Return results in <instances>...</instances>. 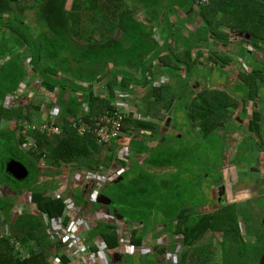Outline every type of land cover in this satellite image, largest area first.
<instances>
[{
	"label": "trees",
	"instance_id": "obj_1",
	"mask_svg": "<svg viewBox=\"0 0 264 264\" xmlns=\"http://www.w3.org/2000/svg\"><path fill=\"white\" fill-rule=\"evenodd\" d=\"M24 1L26 3H24ZM134 1V0H132ZM144 1L147 6L158 7L157 4L162 2H172V6L175 5L173 11L177 12V3L184 6L187 0H140ZM264 0H213L208 5H202L199 7L200 17L206 21V25L199 30H206L204 38L211 37L216 42L219 37L218 27L220 24L226 26L224 33L227 35L244 33L246 35H252L254 37L258 31L261 32V26L264 21V8L261 3ZM69 0H0V101H3L7 93H13L19 87L21 78L25 76L26 70L23 65V58L27 57L26 54H30L31 62L33 64L32 74L40 76L42 79V86L48 92L55 91L58 87L59 97L68 86L73 90L71 92L70 99L68 101L58 99L63 109L62 115L65 116L64 132L62 135H47L35 130H29L27 134H23L21 129L23 128L22 121L25 119L31 122L41 123V119H36L35 114L40 111V106L20 105L18 107H6L0 104V185H4L7 182V187L11 189H28L31 191V202L35 205L36 213L24 210L19 213L15 221L12 220L11 210L15 204L16 197L22 195V191L16 194L14 198L11 194L7 195V192H2L0 198V213L4 215V219L0 218V233H2L5 224L11 223L10 237L5 235L0 237V263L1 264H52V259L57 256L54 254V245L51 241L48 226L44 224L41 217L44 213L50 219V221L64 218L63 225L67 226L69 223V216L66 213V204L62 198H54L51 193H48L51 179L62 174L61 171H57L56 168L63 164L77 166L78 169L73 171L85 170V171H102L103 167H109L117 158L116 144L111 146L99 145L95 140L94 134L79 135L74 127L71 126V122L66 120V116H81L86 120H91L92 117L102 111L114 108L111 100L115 96V87L121 89L128 88L131 82H135L138 79L135 77L134 72L129 70H107L105 64L108 60H119L123 63L126 58L134 61L139 66L145 67V63L141 61H135L136 55L133 54L134 47L125 48L122 46V42H116L115 32L117 27L120 26L124 29L130 37L135 38L137 42V48L140 52L144 51V55L149 53L154 54V58L151 57V65L157 70L162 72L170 71L173 74L182 77V72H187L184 82L190 85L192 74V68H196L200 63L199 60L204 54L202 47H188L189 42L182 39L187 45L182 49H179L178 44L180 40L175 34L174 38L178 40H170L165 43L167 46H159L157 42L148 40L153 38V32L147 30V25L144 23H138L134 17V11L126 0H71V7L68 8ZM261 2V3H260ZM179 6V5H178ZM177 7V8H176ZM180 7V6H179ZM191 8L196 9L195 0L190 5ZM183 8V7H181ZM30 11L34 14V20L38 22L41 27L39 33L36 36L30 35L33 30L32 24L28 20V13ZM170 12L168 18L174 15ZM197 15L194 12V15ZM221 17L220 21L217 19ZM179 18V14H177ZM195 17V16H194ZM251 21V29H245L241 26L240 21ZM225 21V22H224ZM242 22V21H241ZM176 24H172L174 29ZM12 29L18 34L22 35V42L19 44L9 43L5 40V36L2 32L6 29ZM180 34V31L177 32ZM184 35V34H183ZM264 37V35H263ZM174 39L173 37H170ZM169 38V39H170ZM230 37L223 39L224 44H218L227 46L230 44ZM213 40V41H214ZM212 40L207 41L211 43ZM145 47H141V44ZM151 43H155L151 46ZM255 42H253L254 44ZM255 47L258 50L264 48L257 43ZM18 48L24 49L27 52L23 53ZM194 49H200L198 54L194 53ZM221 52V51H220ZM119 54V57H117ZM217 55L211 54L210 58L202 62V64L209 65L212 57ZM154 59H159L154 63ZM234 60V59H233ZM231 59H222V66H231ZM73 64V65H72ZM72 65V66H71ZM202 66V68L204 67ZM212 70V69H211ZM154 74V71H151ZM262 74V70L258 71ZM102 73V74H101ZM111 76L108 83V94H96L94 91L95 80L105 79L106 74ZM66 74L69 76L64 77ZM101 74V75H100ZM259 74V75H260ZM57 75H61L60 78H56ZM152 75V74H151ZM121 77V78H120ZM213 78V77H208ZM144 82L151 83L150 89H152V96L145 101V108L142 110L144 116H149V108L155 107L158 109L157 116L152 120L144 119H132L127 118L124 122V132L135 133L139 132L143 137V141H157L158 147H163L164 134L158 129V123L160 119H166L168 115L174 114V96L173 93L166 94L167 99H164L166 89H169L167 83H161L160 85L153 84V80L144 75L142 78ZM204 80V79H202ZM200 80V81H202ZM78 81V82H77ZM83 83H86L83 84ZM206 83L205 81L202 82ZM242 89V84H238ZM203 87V86H202ZM56 88V89H55ZM256 88V87H255ZM213 88L204 87L199 92L193 91L187 94H183L180 99V106H183L184 112H186L188 119L191 121H198L202 124V127L208 125L204 130L206 134L212 133L220 127V125L229 122L232 117V109L234 108V102L217 101L214 102L209 94ZM128 90V89H125ZM134 91L131 88L129 91ZM191 90V87H190ZM256 91V90H255ZM81 92V94H80ZM197 93V95L190 99L189 103L186 100L190 94ZM206 95H202L206 93ZM229 97V94H226ZM62 101L64 105H62ZM83 102L87 104V111L85 115L77 107ZM218 106V110H217ZM168 111V112H167ZM131 114V113H130ZM129 114V115H130ZM218 115V116H217ZM217 117L223 119V123L217 122ZM76 117L75 119H77ZM10 121H16L18 126L5 127ZM160 124V123H159ZM256 124V121L255 123ZM196 126L193 124V127ZM215 126L217 127L215 130ZM254 127V125H253ZM259 124H257V129ZM140 129L148 130L149 132L142 134ZM31 136L38 141L37 150L22 149V143L25 142L26 136ZM165 144V143H164ZM137 144L133 143L131 147V159L137 161L139 157H143L145 166L149 168L163 169L162 164L166 163L167 156L161 151L163 148L156 150L157 152H150L153 148L148 147L146 144L143 149L137 148ZM154 147V146H153ZM146 152H149L146 156ZM2 153V155H1ZM45 154L47 168L39 166L38 162L41 156ZM188 154L183 151L173 153L172 155L179 159V161H187ZM146 156V157H145ZM169 157V156H168ZM17 159L21 161L29 170L27 178L19 180L15 178L7 170V164L11 159ZM137 158V160H135ZM124 162V161H123ZM139 162V160H138ZM196 161H194L195 163ZM122 163V162H121ZM162 167V168H161ZM135 169L134 165H130L127 171L120 174V177L110 183L123 185L127 190L132 189L134 192H138L139 185L143 181L144 177L149 175H157L150 173L148 170L142 169L140 175L133 176L132 171ZM188 169H190L188 167ZM194 171L193 168L190 169ZM38 173H44L47 177H50L43 181L44 188H37V185L32 183L36 180ZM4 176V178H3ZM32 182V183H31ZM109 183V184H110ZM39 184V182L37 183ZM3 188V187H1ZM104 194L106 200L110 199L111 204L114 198L109 193V186ZM51 190V189H50ZM148 191L150 192V186L148 185ZM133 194V193H132ZM177 197L183 198V194L177 195ZM185 198V197H184ZM179 206V205H178ZM188 206V205H187ZM227 207H231L227 205ZM181 207L179 206V212L181 214ZM113 211V210H112ZM195 211V209H194ZM187 212V208L183 213ZM220 212V211H219ZM195 213V212H194ZM204 213V212H203ZM230 212L226 219H222L220 215L215 214L213 211L205 212L203 216H198L193 220L192 212L184 215L180 222L176 225L179 226L177 233L184 235L183 245L186 251L182 254V264H219L218 252L215 256H212L210 250H206L204 246L202 248L197 247L201 241L202 245L205 244L206 236H213V231L224 230L226 232H233L234 242L242 248V243L245 239L238 241L241 234L240 224L235 228L231 218ZM183 215V214H181ZM219 217H217V216ZM116 216H122L123 221H132L131 216L126 215L123 212L116 213ZM192 216L191 219L189 217ZM217 221H222L223 227H217ZM137 222V221H136ZM249 221L247 220V223ZM95 227L88 235V243L94 241L97 236H101L108 249L118 248L120 242L118 240L117 230L118 227L115 224L97 223ZM157 226V225H155ZM247 226V231L249 232ZM50 227V226H49ZM137 227L132 230L131 238L129 237L131 245L141 246L144 239L143 230ZM217 228V229H216ZM229 228V229H228ZM141 230V232H139ZM264 232V230H263ZM250 233V232H249ZM141 236V237H140ZM260 236V235H259ZM95 238V239H94ZM19 241L29 255L23 257L21 253L15 248L11 240ZM196 239L197 241H195ZM204 242V243H203ZM61 246L63 249H61ZM58 245L60 254L57 256L53 264H70L71 260L68 255L65 254L64 244ZM164 247V246H162ZM175 245L173 246V249ZM91 249L96 252L98 247L91 242ZM198 250L199 252H196ZM62 251V252H61ZM175 251V249H174ZM163 250L160 252L162 253ZM193 252V255L191 254ZM202 252V254H201ZM190 256L194 260H190Z\"/></svg>",
	"mask_w": 264,
	"mask_h": 264
},
{
	"label": "rangeland",
	"instance_id": "obj_2",
	"mask_svg": "<svg viewBox=\"0 0 264 264\" xmlns=\"http://www.w3.org/2000/svg\"><path fill=\"white\" fill-rule=\"evenodd\" d=\"M133 2L134 1L131 0L128 4L130 6H132V4L134 6L137 5L135 2L134 3ZM24 3L26 2L24 1ZM261 5H263V8H264V3H261ZM67 7L68 8L71 7V0H69ZM177 7L180 8L178 5ZM192 12L194 13L193 10ZM195 12L197 13V15L196 14L194 15L195 17L192 19V21H190L191 23L187 22L186 19L184 18V17L191 16V12L186 13V14L181 12L179 14L180 22L176 23L175 28L177 29V32L180 31L181 33H185L186 35H183L177 32L172 33V34H176L178 38L184 39L188 42L190 40L195 39L196 35L199 34L201 31H202L201 35H203L204 37L206 35V30H201L196 33H193L192 36L188 35V34H191L192 31L194 32L206 25V21L205 20L203 21L200 17V10L197 5H196ZM27 13L29 15L28 20L32 24L31 27L33 28V30L30 32V35L36 36L39 33L41 27L39 26L38 22L33 19L34 14L30 11H27ZM174 18L176 19V17ZM220 19L221 17L218 16L217 24H218V21H220ZM241 21H240V24L243 28L245 29L253 28L251 26L252 25L251 21H246V20H241ZM223 30H225V27H223L222 24H220L218 27V32L220 34L219 38L221 40L218 39V44H222V43L224 44L223 39H226L227 41L228 37H230L229 40H231L232 33L230 35H227L226 37V34L224 33ZM225 31H229V28L228 30H225ZM155 33L157 32L155 31ZM159 33H161V30L159 31ZM238 33H240V35L239 34L237 35L239 36V38L237 36L234 38L235 40H237L236 42L238 41L248 42V39L251 38L253 42L257 43L258 45L264 48V37H263L264 21L261 26V32L258 31V33L254 35V37L250 34L246 35L241 32H238ZM2 35L5 36V40L9 43L19 44L22 42V35L18 34L16 31H13L11 28L4 30V32H2ZM158 39H159L158 34H156V40ZM207 39L208 38H205V40ZM166 40H168V38L164 37V41ZM209 40H212V38L209 37ZM216 43L217 42L215 40L214 41L212 40L211 46L210 47L205 46L203 50L207 52V54L205 55V60L210 58L211 54H214L216 51L217 56L212 57V60L215 62L214 64L217 66V68L214 70L211 68V67L214 68L215 66V65L214 66L212 65L213 62H211L210 64L211 67H208L207 65H205L203 68L201 67V63H200L199 67L192 68V71L189 73V74L196 75L195 77L199 76V78L195 79L197 81L204 79L203 81H205L206 83H203V85L201 83L199 84V86L201 87L203 86V88L211 86L214 88L213 90L211 89L209 91V94H211L210 97L212 98L214 102L224 101L226 99L225 94H228L224 91H229L231 89V85L230 86L226 85L225 88H223L222 86L215 83L216 78L224 76V74L220 72L224 70L222 66V59L226 58L227 60L229 59L233 60L235 59V57L238 56L239 54L238 50L244 48V43L238 44L237 50H235V44L233 45L227 44V46L221 45V47H219V45ZM201 45L202 44H200V46ZM178 47L179 49H182L184 46L182 44H178ZM249 47H251L252 51H254L255 53H258L260 57L264 56L261 52H258V47H255L253 45ZM18 49H20L18 50L20 52H23V53L27 52L24 49H21V48H18ZM196 53H197V50H196ZM258 55H255V56L257 57ZM25 56L27 57L23 58V65L26 70V73H25V76L21 78L20 86L18 89H20L21 87L23 88L27 86V89H29V91H27V93L25 94H22V92L25 91V89L19 91V95H18L19 97L15 99V101L12 102L10 105L14 107H18L20 105L27 106L31 104L39 105L41 107V111H40L41 113L39 112L37 117H40L41 115L46 116L49 113V107L47 104L50 101L53 103L52 108L55 105L60 106V104L57 103L58 99L68 101L70 99L71 92L69 89H65L63 92H61L60 97H59L58 88L53 92L45 91L44 87L42 86L41 77L40 76L32 77L33 75H30L33 72L32 70L33 64L31 62L32 58L30 57V54H26ZM240 60L241 59L238 58V62H240ZM233 62L235 61L233 60L232 63ZM259 62L261 64L264 63V59L263 58L259 59ZM247 69H251V66L249 65ZM243 75L246 76L245 73ZM202 76H205V77H202ZM195 77L193 76L192 78L193 81ZM208 77H213V78L212 79L209 78L208 80ZM183 80H184V76L182 77H161V76L155 77L154 76L153 77V83H155L156 85H160L161 83H167L171 85L170 89H166V91H164L165 92L164 99L165 98L167 99L166 94L173 93L174 100H175L174 107L176 108V110H174V114L168 115L167 118L164 120L160 119V122H159L160 124L158 123V129L161 132H163V130L167 131L168 129H171V131L173 132L179 131V133H176V134L172 133L177 136H181L180 134H183V137L178 138L177 145H175V142H169L168 147L163 148V150H161L164 153V155L167 156L166 163L162 164V167H165V171H163L164 169H162L161 172L155 176L149 175V176L144 177L143 181L139 185L138 192L137 191L133 192L132 189L127 190L126 188H124L123 185L108 182V186L110 190L109 193L114 198V201H115L110 205L111 210H110L109 222L116 223L115 221L117 217L116 213H120V212H123L126 215L131 216V219H132V221H128V222H122V223L117 222L119 225V228L117 230L118 239H121L123 230L125 231L127 235L126 236L124 233V236L122 237L123 241L125 239L127 241L128 237L131 238L132 229H136L139 226V224H143V229H142L143 235L145 234L158 235L160 232H162L163 228L168 226V224L180 222L179 221L180 218L182 219L185 214L186 215L188 214V212H192L195 215L194 209L195 210L199 209L196 206L203 205L202 207H204L206 200L211 199L209 196L210 194H208L209 192L207 189H205V187H212V184H207L206 179H208L209 176L213 177L214 175H217L222 171H224L225 174L219 177L218 179L211 180V177H210L211 182L214 184L213 192L215 194L220 193V188L222 187L221 183H229L231 187L233 186V181H235L234 179L235 172H237L240 178L243 176H244L243 178L249 176L250 177L249 180L252 182L255 180L261 181L259 183L263 184V187H264V141H263L264 139V119L263 121H261L262 127H263V129L261 130L263 134V139L262 137L258 135L257 132L256 133L252 132L250 135H252L257 140V142L254 141L253 138H247L246 139L247 142L243 143L245 146H243L242 144H237L236 142L237 149L234 152V150L231 149L230 139H228L223 134V133H226L228 135V132L230 130L228 126L224 127L226 124L220 125L218 130H216L217 127L215 126L216 131L206 134L205 131L203 132L204 126L202 127V124L198 123V121L188 120L189 115L187 116L186 112H184L183 110V106H180L181 96L186 93V92L182 93L183 83H184ZM261 80L264 81V70H262V74L259 77L260 82ZM197 81H195V83ZM26 82H28L29 85ZM196 87H194L193 89L191 86V92L197 91V89H195ZM201 89L202 88L198 87V90H201ZM237 89H240L239 86L237 87ZM134 90L135 91L133 92H137L139 94H135L134 97L132 95L133 98L131 96L129 97L132 98L131 99L132 101L133 99H137V100L140 99L139 101H141L142 103L138 107H136V105L134 104L135 101L132 102L133 105L131 104L129 105L128 103L124 104L123 107L125 111L129 112L127 114V118L133 119V114H134L135 119L145 118L146 120H152V118L157 116L158 114L157 112L158 109H156L155 111L154 106L148 107L150 117L144 116L141 114L142 110H144L145 108V101H142V100H146L150 96H152V89H150L148 85H145L144 83L140 82V83H136V87ZM255 90H256L255 86L251 84V87L249 86L248 99L251 98V95H256L259 93V91L257 90L255 91ZM242 91H244L243 88H242ZM243 93H245V91ZM206 94L207 92L203 93L202 95H206ZM193 95L194 94L192 95L190 94L186 99H188L189 97H192ZM170 97H171V94H170ZM260 97H262V99L264 98V90H263V93H260ZM122 98H123L122 95L119 94L115 97V99L112 100V103L118 104L119 102H122ZM243 98L244 96H242L240 100L242 101ZM262 103L263 101L261 100L260 105ZM87 107H88L87 104L83 102L77 108L80 109V113L82 112L85 115L87 111ZM251 108H252V111H254L255 109L256 110L261 109L260 111L264 115V109L262 107L255 108L251 106ZM218 109L219 108L217 106V110ZM242 109H245V108L243 106L239 108H233L231 112L232 117L235 118L239 114H242L241 112ZM61 111L54 112L53 115L50 116L51 121L57 124L59 123L60 126L63 124V121L65 120V118H62ZM66 120L71 121L73 123L71 124L72 127L81 126V124L78 121H75L74 119H72L71 116H68ZM246 121L248 123V120ZM167 122L168 124H171V125L166 126ZM239 122L240 120L238 119L235 121V124L237 123L236 125L238 126L241 125V123ZM221 123H223L222 120H221ZM23 124L27 127L28 121L23 120ZM193 124H195L196 126L193 127ZM208 125L205 126L204 130L207 129ZM16 126H18L16 121H10L7 124H5V127L7 128L16 127ZM258 131H259V128H258ZM243 134H245V131H243ZM194 136H195V139H194ZM143 139L144 137L137 131L135 133H127L125 136L122 137L117 148L119 151L122 152V146L127 145L129 149H131L133 143H136L137 144L136 149L137 148L143 149L144 145L146 144L143 141ZM193 141L195 145L192 144ZM151 142L156 143V141H151ZM226 143H228L227 148H225ZM179 151H183L185 154L190 153L188 157L184 159H187L188 167H191L194 170L193 172H191L192 180L190 179V175L183 173V171L186 170V163L183 161H179L178 158L172 155L173 153L175 152L178 153ZM225 151L227 153L226 155H225ZM229 155H231L230 159H227ZM142 158L143 157H139L138 159L139 162L141 161ZM260 158H261V162L259 163ZM123 160L124 159L120 155L114 160V162L109 167L104 168L106 169V175L112 176L114 173L119 171L123 167V165H121V162ZM135 160H137V158ZM230 160L235 165L236 169L232 170V169L227 168L224 170L226 165H230ZM194 161H198L199 165H196L197 169H195ZM132 163H134V161L130 162V164ZM258 165H260L259 167L261 170L258 169ZM179 167L183 168V171L182 169H180L179 172H174L175 171L174 169L177 170ZM69 168H71L72 170L78 169L77 166L62 165L56 168L57 171H61L62 173V175H60L56 180L59 181L60 178L66 176L68 174V170H65V169H69ZM123 168L124 170L127 169V167H123ZM75 172L76 171H73V174ZM42 176L39 175L38 179L34 181L32 184L34 185L36 184L35 182L38 183L39 181H44L46 179L45 176L47 175L42 174ZM56 177L57 175L54 176L51 179V181L55 180ZM118 177L120 178V175H118ZM245 181L246 183H252V182H249L248 180H245ZM259 183H258V187H260ZM148 185L150 186V189H151L150 192L148 191ZM55 187L56 185L53 186L51 189H54ZM106 190L107 189H104L103 191L105 192ZM180 194H183V198L187 197V200H188V206L184 208V210L187 208V212L183 213V215L180 214L179 206H178L184 202V199L182 200V198H180L181 200H179V197H177V195H180ZM248 196H249V193H248ZM24 197L27 198V195ZM239 197L245 198L246 195H241L236 198H239ZM200 198H203L205 200L202 201V199ZM231 198L232 200L235 199V196H233L232 190H231ZM251 199L253 200L243 201L241 202L240 205L234 204L231 207H222L219 210L220 212L219 211L215 212L217 215H220L222 219L224 220L227 218L228 214L233 211V214H231V218L232 219L234 218V221L232 222L235 225V228L240 224L241 231H242L240 234V237L238 238V241L240 242V240H243V239L246 240L244 241V243H242V248H240V246L234 242L233 232H226L223 230L213 231V236L217 235L219 239H216V238L213 239L211 235H208L209 238L206 241H204L205 244L203 245L201 241H197L196 239H194L195 241L200 242L197 245V247L202 248V246H204L206 250L211 251L210 254L212 256L216 255V252H218V249H217L218 247L219 248L218 261L220 262L219 264H257V263L260 264L263 261V258H264V232H263L264 230V188L261 190L260 194H256L255 196H253L252 194ZM219 208L220 207H218L217 205L215 208L214 206H211L209 209L210 211H214V210H218ZM29 209L30 210L33 209L32 205H29L24 208V210H29ZM24 210H20L19 213ZM101 210L107 213L105 209H101ZM243 213H246L248 217L250 218V221L248 223L244 222V218H242ZM220 222L222 221H219V222L217 221V227H223V224ZM246 225L249 226L248 230L250 233L245 230V227H247ZM5 230H6V227H5ZM180 236L178 237L179 239H177V236L176 234H174V232L170 234V240H172L173 245H175V242L177 241L180 242L182 238V236L181 237ZM129 243H130V240L126 242V245H129ZM155 243L158 246H160L161 244L168 245V240L167 238L155 236V238L152 240V244H155ZM134 247L140 248V246H134ZM175 248H177V250H175V254H180L181 251H184L186 249L185 246H182V245L175 246ZM196 252H198V250H196ZM109 253L110 252L107 253V256L109 258H111L112 256L113 258V254L112 253L109 254ZM129 254L131 255L130 257L123 255L124 257H123L122 263H124L125 261L130 262L131 260L130 262L131 264H139L140 260H145L146 263L149 264V256L140 257L141 259H139V256L137 254L132 255L131 252ZM191 254L193 255V252H191ZM155 257H156V261H160V259L165 260V257L160 254H158V256L156 255ZM180 257H181V254H180ZM130 258H134V259H130ZM136 258H138V260ZM191 259L194 260L192 256H190V260ZM173 260L174 261L172 262L178 261V258H175L174 256ZM109 261H112V259ZM72 264H73V261H72Z\"/></svg>",
	"mask_w": 264,
	"mask_h": 264
},
{
	"label": "crops",
	"instance_id": "obj_3",
	"mask_svg": "<svg viewBox=\"0 0 264 264\" xmlns=\"http://www.w3.org/2000/svg\"><path fill=\"white\" fill-rule=\"evenodd\" d=\"M128 3L131 1V0H126ZM213 1V0H212ZM134 2L137 4V5H133L132 4V6H131V9L134 11V13H133V17H134V19L138 22V23H144V24H146L147 25V30L148 31H150V32H153V38H148V40H152V41H154V42H157L158 43V45L159 46H164L165 45V43H167V41H169L170 40V43H172V41L173 40H177V38H174L175 37V34H172V33H176V30L174 29V26H172V24L174 23V24H176L177 22H180V18H178L177 17V14H180L181 12H183V13H190L191 12V16H189V17H184L185 19H186V21L187 22H190V21H192V19L194 18V13L192 12V10L195 12V9L194 8H191L190 7V5H191V3L193 2V0H187L185 3H184V6H181L179 3H177L179 6H180V8H178V10H177V12L176 13H174V11H173V9H174V7H175V5L174 6H172V2H169V1H166V2H162V3H159V4H157L158 5V7L156 8V7H154L155 6V4H153L152 6H150V5H148L147 4V6L144 4V1H140V0H134ZM133 2V3H134ZM213 3V2H212ZM181 7H183V8H181ZM177 8V7H176ZM196 8V7H195ZM181 9V10H180ZM170 12H173L174 13V15L173 16H171V18L169 19L168 18V15H169V13ZM174 17H176V19L174 18ZM191 23V22H190ZM189 23V24H190ZM225 27V30H226V26H224ZM161 30V33H159V31ZM224 30V31H225ZM155 31L157 32V33H155ZM198 31H200L199 29L198 30H196V31H192V33L191 34H188V35H193V33H196V32H198ZM202 32V31H201ZM201 32L199 33V34H197L196 35V37H195V39H193V40H190L189 41V45H188V47H192V45H194V46H196V47H202V50H203V48L205 47V46H211V43H207V41H209L210 42V40H209V38L207 39V40H205V38L203 37V35H201ZM156 34H158V37H159V39L158 40H156ZM184 35H186L185 33H183ZM235 34V33H234ZM234 34H232V37H231V41H230V44L231 45H233V44H235V50H237L238 49V44H240V43H244V48L243 49H239L238 50V58L239 59H241L240 60V62H238V58L237 57H235V59H234V64H232V66H225V67H223L224 68V70H222V71H220V72H222L223 74H224V76L223 77H219V78H216L215 79V83L216 84H218V85H220V86H222L223 88H225V86L226 85H231V82H235L236 81V79L235 78H231L230 77V75H232V74H237L240 70L242 71V70H246V76H245V79H247V81H248V83L250 84V82L252 83V85H254L255 87H256V90L257 91H259V93L258 94H256V95H251V98L250 99H248V97L246 98V97H244V98H246L245 100H240L242 97H240V96H238L237 95V93H238V91L237 90H235V89H233V90H231L230 89V91H231V93H229L228 91H224V92H226V93H228L229 94V97L225 94V97H226V99L225 100H227V101H229V102H234V108H239V107H241V106H243L245 109H243L241 112H242V114H241V118L239 119L240 120V122L239 123H241V125H239L240 127H238L237 128V126H236V124H235V121L236 120H238V119H236V120H230V122L227 124V125H225L224 127H229V132H228V135L226 134V133H223L224 134V136H226L228 139H230V143H231V149L232 150H234V152L236 151V149H237V144H242L243 146H245L243 143H245V142H247V138H253L254 139V141H256L257 142V140L252 136V135H250L252 132H257L258 133V135L260 136V137H262V139H263V134H262V132H261V130L263 129V127H262V123H261V121H263V119H264V115H263V113H261V109L260 110H254V111H252V108H251V106L252 107H255V108H257V107H264V98L262 99V97H260V93H263V90H264V81H262L261 80V82L259 81V77L261 76V74H260V72H258V71H260V70H264V63H260L259 62V59H264V56L262 57H260V55H258V53H255L254 51H251V47H249V46H251V45H253V46H255V43L253 44V41H252V39L250 38V39H248V42L246 41V42H240V41H238V42H236L237 40H235L234 38L237 36L236 34L234 35ZM240 35V34H239ZM164 37H167L168 38V40H166V41H164ZM170 37H173L174 39H171ZM238 38H239V36H237ZM170 38V39H169ZM115 39H116V42H122V46H124L125 48H129V47H134V44H136V46H135V49L132 51L133 52V54L134 55H136V60L135 61H141V62H144L145 63V67L143 68L142 66H139L137 63H133L134 61H132L131 59H129V58H126L125 59V61L123 62V63H120L119 62V60H108L107 62H106V64H105V69H107V70H115L116 68H118L119 70H121V71H123V70H129V72H134V75H135V77L138 79L137 81H135V82H131L130 83V86L128 87V88H124V89H121V88H119V87H115V96L113 97V99H115V97L117 96V95H119V93H123V92H128V93H130L131 95H133V97H134V95L135 94H139V93H137V92H133L132 90H131V92L129 91L131 88H133V89H135V87H136V83H146V82H144L143 80H142V78L144 77V75H146V76H148V78H150V79H152L153 80V77L155 76H161V77H178L179 75H177V74H173L172 72H170V71H164V72H162V71H160V70H157V68H155V67H153L152 65H151V61H150V59H151V57L152 58H154V54L153 53H149V51H147L148 52V54H147V56H146V54L144 55V51L143 50H141L140 52L138 51V48H137V42L134 40L135 38H132V37H130L127 33H125L124 32V29L122 28V27H120V26H118L117 27V30H116V32H115ZM179 39H181V38H179ZM212 40H214V39H212ZM241 40V39H240ZM180 43L184 46V47H186L187 45L182 41V39L180 40ZM141 44V43H140ZM168 44V43H167ZM200 44H202L201 46H200ZM216 44H218V42L216 43ZM155 45V43H151V46H154ZM165 46H167V45H165ZM141 47H145L143 44H141ZM220 47V46H219ZM250 50L251 52L250 53H248L247 54V50ZM196 50H197V53H196ZM194 51V53L195 54H198L199 53V51H200V49H194L193 50ZM203 52H204V54L202 55V57L200 58V60H199V62L201 63V67L202 66H204V64H202V62H204V60H205V55L207 54V52H205L204 50H203ZM258 52H261L263 55H264V52L262 51V49H260V50H258ZM120 55H122V54H119L117 57H119ZM214 55H217V53H216V51H215V53H214ZM255 55H258L257 57L255 56ZM159 61V59H154L153 60V62L154 63H156V62H158ZM206 61V60H205ZM249 62L247 65L245 64V63H243V62ZM199 63V64H200ZM198 64V66L197 67H199L200 65ZM73 65V64H72ZM71 65V66H72ZM213 66L215 65L214 63L212 64ZM251 66V69H247V67L248 66ZM209 67H211V65H209ZM213 70L214 69H216L217 68V66L215 65L214 66V68L213 67H211ZM154 71V74L151 72V71ZM102 74V73H101ZM100 74V75H101ZM152 74V75H151ZM260 74V75H259ZM30 75H33V74H30ZM186 72L184 71V72H182L181 73V76H184V78L186 77ZM193 75V74H192ZM38 76V75H37ZM60 76L61 75H57L56 76V78L58 79V78H60ZM67 76H69L68 74H66L64 77H67ZM194 77L196 76V75H193ZM234 76V75H233ZM32 77H35V75H33ZM110 75H109V73H107L106 74V77H105V79H100V85H96L95 84V82H94V84L93 85H95V88H94V91H95V93L96 94H108L109 93V87H108V83H107V81H109V79H110ZM202 77H205V76H202ZM109 78V79H108ZM121 78V77H120ZM193 78V77H192ZM196 78H199V76L198 77H195L194 78V81L191 79V83H190V85L189 84H187L186 82H184V80H183V89H182V93H184V92H186L185 94H187V93H189V92H191V90H190V87L192 86V88L194 89V87H196L195 89H197V91L199 92L200 90H198V87L199 88H202L203 89V87H201V86H199V84H201L202 82H203V80L202 81H197V80H195ZM96 81V80H95ZM195 81H197L196 83H195ZM78 82V81H77ZM80 82H82V81H80ZM28 85H29V83L28 82H26ZM83 83V82H82ZM83 84H85L86 85V83H83ZM153 84H155V83H153ZM165 84V83H164ZM145 85H148L149 86V88H150V85H151V83H147V84H145ZM167 85H169V84H167ZM234 85H235V83H234ZM19 86H20V84H19ZM25 87H27V86H25ZM210 88H213V87H211V86H209ZM19 88V87H18ZM17 88V90L16 91H21L23 88L21 87L20 89H18ZM56 88H58V87H56ZM55 88V89H56ZM171 88V85H169V89ZM45 89V88H44ZM66 89H69L70 90V92H73V90H72V88L70 87V86H68ZM125 89H128V90H125ZM214 89V88H213ZM247 90H249V87L247 88ZM45 91H47V90H45ZM135 91V90H134ZM193 92V91H192ZM198 92H196V93H193L194 95L192 96V97H189L188 99H186L188 102H190L191 100L190 99H192V98H194L196 95H197V93ZM7 94H9V93H7ZM22 94H25V91H23L22 92ZM80 94H81V92H80ZM171 94V93H170ZM7 96V95H6ZM6 96H5V98H4V100L3 101H0V104H3L4 106H6V107H12L10 104H8V105H5V99H6ZM123 98H122V102H126V103H128L129 105L131 104V105H133V103L132 102H134V104L136 105V107H138V106H140V104L142 103L141 101H139L140 99H133V101L131 100L132 98H130V97H127V96H125V95H123L122 96ZM176 98V97H175ZM187 98V97H186ZM243 98V99H244ZM112 99V100H113ZM112 100H111V102H112ZM147 100H149V99H146V100H142V101H147ZM224 100V101H225ZM261 100L263 101V103L260 105V102H261ZM86 103V102H85ZM115 107L114 108H117V109H121V110H125L124 109V107H122V106H116L114 103H112ZM48 107H49V113L46 115V116H43V115H41L40 117H37V115L39 114H35V118L37 119H41L42 120V122H44V120L45 119H49L50 118V116L52 115L51 114V112H52V110L54 109V107L55 106H57V107H59V111H63V109H62V107L60 108V106H58V105H55L53 108H52V106H53V103L50 101L48 104ZM62 105H64L63 104V101H62ZM249 106H250V108H249ZM52 109V110H51ZM40 111H41V107H40ZM39 111V112H40ZM62 111H61V113H62ZM41 113V112H40ZM141 114L143 115V112H141ZM250 115V116H249ZM68 116H70V115H67L66 116V118H68ZM218 116V115H217ZM245 116H246V118H245ZM248 116H249V118H248ZM72 117V119H75L77 116H71ZM62 118H65V116H63L62 115ZM133 119H135L134 118V114H133ZM244 119V120H243ZM25 120H27L28 121V126L26 127L24 124H23V128L21 129V131H22V133L23 134H27V132L29 131V130H33V129H31L30 128V125H32V124H39V123H37V122H31L30 120H28V119H25ZM221 120H223V119H221L220 117H217V122L220 124L221 123ZM246 120H248V123H247V121ZM256 121V124H254V122ZM71 122V121H70ZM160 122V121H159ZM22 123H23V121H22ZM72 123V122H71ZM59 124V123H58ZM257 124H259V131H258V129H257ZM60 125V124H59ZM169 125H171V124H169ZM253 125H254V127H253ZM62 127H63V131L60 133V134H47V133H45V132H42V131H39V130H35V131H38V132H41V133H44V134H47V135H57V136H59V135H62V133L64 132V123L61 125ZM233 126H234V128H233ZM247 126V127H246ZM74 127V126H73ZM75 129V128H74ZM219 131H221V130H219ZM243 131H245V134H243ZM140 132L142 133V134H144V133H147V132H149L148 130H145V129H140ZM163 132H165V133H163ZM163 136H164V140H163V142L165 143H163V147H161V146H159L158 147V145H157V143H153V142H151V141H149V142H146V145L148 146V147H150V148H153L150 152L152 153V152H157L156 151V149L157 150H159V149H161V148H166V147H168V144H169V142H175V145H177V140H178V138H181V137H183V134H180L181 136H177V135H174V134H172V133H174L173 131H171V129H168L167 131H164L163 130ZM249 136V137H248ZM197 137V136H196ZM228 139H227V141H228ZM239 140H241V141H239ZM263 141H264V139H263ZM157 142V141H156ZM236 142H237V144H236ZM194 144V143H193ZM100 145V144H99ZM195 145V144H194ZM227 145H228V143H226V145H225V148H227ZM154 146V147H153ZM37 147H38V141H37V139H34L33 137H31V136H26L25 137V142L24 143H22V149H25V150H27V149H31V150H37ZM229 149H230V147H229ZM147 154H146V156L148 155V153L149 152H146ZM176 153V152H175ZM116 154H117V157L119 156V150L118 149H116ZM227 153H226V151H225V155H226ZM145 156V157H146ZM230 156L231 155H229L228 156V158L227 159H230ZM46 155L45 154H43L42 156H41V158H40V160H39V162H38V164H39V166L41 167V165H40V161H41V159L43 158L44 160H46ZM15 159V158H14ZM12 160V159H11ZM10 160V161H11ZM17 160V159H16ZM19 161V160H18ZM184 162L186 163V170H184L183 171V168H178L177 170L176 169H174L175 171L174 172H179L180 171V169H182V171H183V173H185V174H188V173H190V170L188 169V162L187 161H185L184 160ZM259 162H261V158H260V160H259ZM133 165H134V167H135V169L132 171V173H133V176L134 175H136V174H139L140 175V173H141V171H142V169H145V170H148L150 173L152 172V173H155V174H159L160 172H161V170H159L158 168H149V167H147V166H145V164H144V160H141L140 162H138V160L137 161H134V163H132ZM131 164V165H132ZM63 165H65V166H71V165H68V164H63ZM196 165H199L198 164V161H196L195 162V169H197L196 168ZM260 166V165H259ZM43 168V167H42ZM164 170L163 171H165V167L163 168ZM224 169H227V167H225ZM221 174L222 173H225L224 171L223 172H220ZM11 174V173H10ZM42 174H44V173H38V176H37V178H35L36 180L38 179V177H39V175H41L42 176ZM218 175V174H217ZM217 175H214V176H217ZM213 176V177H214ZM28 177V176H27ZM27 177H25V178H27ZM43 177V176H42ZM209 177H211V176H209ZM3 178H4V176H3ZM16 178V177H15ZM25 178H23V179H25ZM45 178L46 179H48V178H50V177H47V176H45ZM215 179L217 178V177H214ZM45 179V180H46ZM19 180H22V179H19ZM35 180V181H36ZM44 180V181H45ZM55 181V180H54ZM54 181H51L50 182V186H53L54 185ZM207 181V180H206ZM43 181H39V184H37V182H35L36 184H34L35 186L37 185V188L38 187H40L41 189L42 188H44V184L42 183ZM32 183V182H31ZM207 183V182H206ZM5 184L6 185H9L7 182H5ZM0 185V198H1V196H2V192H7V195L8 194H11L13 197L12 198H14V196L16 195V194H19V192L20 191H22V195H20V196H18V197H16V198H19L20 197V200H21V202H24L25 203V205H24V207H23V209L22 210H24V208L25 207H27L29 204L30 205H34L32 202H31V194H28L29 192H31L30 190H28V189H25V188H22V189H11V188H9V187H7L6 185ZM1 187H3V188H1ZM52 187H49V191H50V189H51ZM205 189H207V187H205ZM52 190H54V189H52ZM209 190V189H208ZM49 191H47L48 193H49ZM75 193H74V195H73V197H71L70 199H68V202H67V204H66V202H65V206H66V210H69L70 208H72V207H74V208H79V207H81V212H83V216L84 217H86V218H88V220H89V222H86L85 223V227L89 230V233L91 232V230H93L95 227H97L98 225H97V223H99V222H103V223H109V224H115L118 228H119V225H118V223L117 222H126V221H122V220H120L119 219V217H117L116 219V223H110L109 222V219H105V220H103V221H101V220H98V218L100 219H102V217H97L96 216V213L95 214H93L92 213V208L91 207H89L88 206V204H89V202L87 201V196H83V194L81 193V190L80 191H77V189H75ZM203 194V193H202ZM208 194H210L209 196H210V200H206V202H205V204H204V207H205V209L204 210H202L201 211V207L200 206H202V205H198V206H196V207H198L199 209L198 210H195V216L193 217V220H195V219H197V217L200 215V216H203L204 215V213L205 212H209L210 211V207L211 206H214V208L218 205V207H220L218 210H214L213 212H216V211H219L222 207H227V205H224V204H222V203H218V202H216L215 200H214V196H213V193L212 192H209ZM27 195V198L26 197H24V196H26ZM233 196H235V199L233 200V202L232 203H230V204H228V205H230V206H233L234 204L235 205H240L241 204V202H243V201H246V200H244V198H236V197H238V196H241L239 193H234L233 192ZM200 197H201V195H200ZM184 199V202L182 203V204H180L179 206L181 207V210H183V208H185V207H187V205H188V200H187V197H185V198H182V200ZM200 199H202V201H204L205 199H203V198H200ZM104 200V205L105 206H107V208L109 209V210H111L110 209V205H111V200L110 199H108V200H106V197H105V199H103ZM179 200H181L180 199V197H179ZM16 202H17V200H16ZM16 202H15V204H16ZM35 206V205H34ZM192 209H193V207H192ZM26 211V210H25ZM28 211H31V212H34L35 214H37L36 212H35V209H29ZM184 211V210H183ZM183 211H181V214H183ZM204 212V213H203ZM105 213V212H104ZM42 214V218H43V215L45 216L46 214H44V213H41ZM216 214V213H215ZM19 215V212H15L14 210L13 211H11V217H12V220L13 221H15V219L17 218V216ZM194 215V214H193ZM91 216H93L94 218H92ZM104 216V215H103ZM46 217H47V215H46ZM0 218H2V219H4V215L2 214V213H0ZM97 218V219H96ZM103 218H105V217H103ZM192 218V216H190L189 217V219H191ZM242 218H244V220H245V218H247L248 219V221H250V218L248 217V215L246 214V213H243V215H242ZM241 218V219H242ZM7 222V224H5V227H6V229H9L10 230V233H11V223L9 222L8 223V221H6ZM43 222H44V224H45V226L47 225L48 227L47 228H52V226L51 227H49V223L51 222L50 221V219L48 218L47 220H44V218H43ZM178 222H176V223H172V224H168V226L167 227H165V228H163V230H162V232H160L158 235H147V234H145V236H144V239H143V241H142V246H143V249H141V251H139V252H141L142 254H148L149 253V247H151V248H153V251H154V253L152 254H148V255H141L140 254V257H145V256H149V264H154V262L156 261V255H157V253H156V249H155V247L157 246V244L155 243V244H152V240L155 238V236L156 237H163V238H167V240H168V243L170 242V241H172V240H170V234H172L173 232H174V234H176V236H177V239H179L178 237L181 235L182 236V234H179V233H177V231H178V228H179V226H177V229H176V225H178L177 224ZM5 227H4V229H3V231H2V233H0V237L2 236V234L3 235H6L7 234V232H6V230H5ZM139 228H141V229H143V224H139V226H138ZM122 228V227H121ZM138 228V229H139ZM55 231H54V234H53V238L51 239V241H52V244L54 245V254L55 255H59L60 254V252H59V248H58V245L60 244V246H61V244L63 245V243L61 242V240L59 239V230H56V229H54ZM133 230V229H132ZM245 230L247 231V227H245ZM219 231V230H218ZM224 231V230H223ZM139 232H141V230L139 231ZM248 232V231H247ZM155 233H156V231H155ZM89 236H90V234H88ZM179 235V236H178ZM180 236V237H181ZM86 237H87V235H86ZM141 237V236H140ZM213 237V239L214 238H216V239H219V237H217V235L216 236H212ZM209 237L208 236H206V240L208 239ZM84 239H85V241L88 243V240H86V238H85V236H84ZM95 239V238H94ZM181 239H183V236H182V238ZM100 240H103V238L101 237V236H97L96 237V239L94 240V241H91L93 244H97L98 245V242L100 241ZM119 240V239H118ZM146 240V241H145ZM205 240V241H206ZM148 241H150V242H148ZM91 242L90 243H88V245H90V247H91ZM119 242H120V240H119ZM11 243H13L14 244V246H15V243L14 242H12V240H11ZM172 244H173V242H171ZM179 245H183V244H179ZM22 246V245H21ZM129 246H130V243H129ZM160 246H162V245H160ZM15 248H16V246H15ZM23 248V247H22ZM65 248V247H64ZM107 248V247H106ZM17 249V248H16ZM61 249H63L62 248V246H61ZM18 251H19V249H17ZM115 250H118V248H115V249H106V252L108 253L109 251H111V252H114ZM145 250H147V251H145ZM92 252H94L93 250H91ZM62 252V251H61ZM59 253V254H58ZM110 254V253H109ZM153 257H152V256ZM57 256H55L53 259H52V264L54 263V261H55V259L57 258ZM130 257V256H129ZM132 257H134V256H132ZM139 257V259H141ZM112 259V256H111V258H109V260H111ZM130 259H134V258H130ZM137 260H138V258H136ZM130 262H131V260H130ZM130 262H128V261H125L124 263H122V260L121 261H119V262H115V259H113V261H109V264H131ZM141 262H142V264H147L146 263V261L145 260H140L139 261V264H141ZM56 264H58V263H56ZM60 264V263H59ZM70 264H72V260H71V263ZM73 264H90V258H89V255H86L84 258H82L81 260L80 259H74L73 260Z\"/></svg>",
	"mask_w": 264,
	"mask_h": 264
},
{
	"label": "built area",
	"instance_id": "obj_4",
	"mask_svg": "<svg viewBox=\"0 0 264 264\" xmlns=\"http://www.w3.org/2000/svg\"><path fill=\"white\" fill-rule=\"evenodd\" d=\"M211 2L212 0H195V4L198 7H201L202 5H208ZM95 84L100 85V81L96 80ZM24 89H25V93L29 91L27 87H24L22 90ZM119 94H121L122 96L125 95L127 97L132 96L128 92H123ZM18 95H19V91H15L13 93L7 94L5 102H4L5 105H8L14 102L15 99L19 97ZM124 104H127V103L119 102L118 104H115V105L123 107ZM54 112H59V107L55 106L51 114L53 115ZM128 113L129 112H126L125 110L111 108V109H107L105 111H102L94 115L91 120H86L81 116H77L78 118L74 120L78 121L81 124V126L80 127L74 126V128L79 135L94 134L96 142L100 145L109 147L113 145L114 143H116V149H118L117 148L118 144L120 143L122 137L126 135L123 127H124V122H125V119ZM30 128L33 130H39V131L45 132L47 134H60L63 131V128L57 123L52 122L50 118L45 119L44 122H41L39 124H32L30 125ZM120 155L122 156V158L124 159L126 163L132 162L131 161L132 160L131 159V149H129L127 145L122 146V152L119 151V156ZM40 165L42 167H48L46 165V161L43 158L40 161ZM65 170H68V174L60 178L59 181L55 180L54 184L56 185V187L54 188V190L51 189L49 193H51L54 198H62L63 201L66 202L67 204L68 199L73 197L74 193L76 192L75 189L78 184L77 179H78L79 172L76 171L73 174V172L71 171L72 170L71 168L65 169ZM123 171H124V168L122 167L119 171L114 173L112 176H107L106 170H102L100 172L94 171L90 175L93 177H96L99 180V183L105 184L109 181L114 180L116 178V175L121 174ZM28 194H31V192H29ZM96 197H98L97 193L93 192L90 195V198L87 200L89 202L88 204L89 207L91 208L93 207L94 201L95 200L97 201ZM16 200H17L16 208L14 209V211L17 213L23 209L25 203L21 202L20 197L17 198ZM32 207L33 209L36 208L34 205H32ZM65 214L69 216L70 218L68 225L67 226L63 225V220H64L63 217H61L60 219L53 220L49 223V226L50 227L52 226V228L49 229V234L51 238H53V234L55 231L54 229L59 230V239L64 244L65 254L68 255L70 260L72 261L74 259L81 260L86 255H89L90 264H109V257L107 256V252H106L107 246L105 242L103 240H100L98 242V245L94 244L98 247V250L96 252H92L91 251L92 249L90 248V246L84 239V236L86 240L88 237V236L86 237V235L89 232V230L85 227V223L89 222V220L88 218H86L87 216L86 217L83 216V212H81V207L79 208L72 207L69 210H66ZM103 215L99 216V217H102V219H98V220H101V221L105 219L110 220V215H105V214ZM91 217L94 218L93 216ZM43 218L44 220L48 219L46 215L45 216L43 215ZM116 220L117 219H115V221ZM6 232H7L6 235L10 237V230L6 229ZM122 232L123 233L121 235L120 245L118 247V250H115L114 252L109 251L113 255L116 254L115 252H118L119 254H129L130 252L133 253L138 250V248L132 245L130 246L126 245V242L129 241V237L127 241L126 239L123 241L122 237L124 236L125 231L123 230ZM3 236L5 235L2 234L1 237ZM12 242L15 243L16 248L19 249V252L21 253L23 257L29 256L25 252V250L22 248L21 243L19 241H16L13 239ZM174 256L175 258H178V262H179V256L175 253L173 254V258Z\"/></svg>",
	"mask_w": 264,
	"mask_h": 264
},
{
	"label": "flooded vegetation",
	"instance_id": "obj_5",
	"mask_svg": "<svg viewBox=\"0 0 264 264\" xmlns=\"http://www.w3.org/2000/svg\"><path fill=\"white\" fill-rule=\"evenodd\" d=\"M252 51V50H251ZM249 49L247 50V54L251 52ZM246 64H248L249 62H245ZM244 73H246V70H240L237 74H232L230 75V77L232 78H235L236 81L235 82H231V90L235 89L238 91L237 95L242 97H248V91L247 88L250 86L251 87V82L250 84L248 83L247 79H245V75H243ZM234 75V76H233ZM235 83V85H234ZM238 84H242V88L243 90L245 91V93H243L244 91H242V89H237V87L239 86ZM229 93H231V91L229 90L228 91ZM246 98H244L243 100H245ZM264 109V107H263ZM243 110V109H242ZM241 110V111H242ZM242 116L241 114H239L237 117L233 118L231 117L229 120H236V119H240ZM233 118V119H232ZM189 121H191L190 119H188ZM230 122V121H229ZM228 122V123H229ZM227 122H225V124L227 125L228 124ZM237 124V123H236ZM168 122L166 123V126H168ZM237 128L240 127L238 125H236ZM178 130V129H177ZM175 134L176 133H179V131H175L174 132ZM194 139H195V136H194ZM194 143V141H193ZM192 143V144H193ZM260 163V162H259ZM122 165V163H121ZM226 167L228 169H236L235 168V165L231 162L230 160V165H226ZM191 169V167H189ZM189 169V170H190ZM258 169H260L259 165H258ZM225 170V169H224ZM79 174H78V179H77V191H80L81 190V193L83 194V196H87V200L90 198V195L94 192V193H97L98 194V197H96L97 201L95 200L94 201V204H93V208H92V213L95 214L96 213V216H102L104 214L103 210L101 209H105L106 211H110L107 207H105L104 204H102L99 200H101V194H102V191L105 189L103 188L102 191H101V188L103 186H105L103 183H99V180L96 178V177H93L91 176L90 174L93 173L94 171L92 172H89V171H85V170H79L78 171ZM191 171L190 170V173H188V175H190V179L192 180V174H191ZM223 172V171H222ZM197 173V172H195ZM225 173H219L217 176H214V177H217L216 179H218L219 177L223 176ZM62 175V174H60ZM60 175H57V177L55 178V180L60 176ZM234 176H235V181H233V186L231 187L229 185V183H221L222 187L220 188V193L218 194H215L213 192V183L211 182V180H214L215 178L214 177H211V180H210V177L208 179H206L207 181V184H212V187H207V190L208 192H212L214 193L213 196H214V200L218 203H222L224 205H228L230 203L233 202L232 198H231V190L234 192V193H239L240 195H246V197L244 198V200H253L251 199V196L253 194V196H255L256 194H260L261 190L264 188L263 187V184H260L259 180H255V181H250V177L247 176L245 178L243 177H239V175L237 174V172L234 173ZM245 180H248L249 182H252V183H246ZM54 181V180H53ZM255 183V185H254ZM258 183L260 185V187H258ZM251 184V185H250ZM258 187V189H257ZM258 190V191H257ZM104 192V191H103ZM248 193H249V196H248ZM16 202V201H15ZM203 206V205H202ZM201 206V211L205 209V207H202ZM16 208V204H14L13 208L11 211H13L14 209ZM247 218H245L244 222H247ZM262 229V228H261ZM183 236V239L177 242H175V246H179V244H183V240H184V235L182 234ZM172 241H170L168 243V245H166V247H162V246H157L155 247V251L157 253V256L158 254L160 255H163L165 257V260H161L160 261H155L154 264H182L181 261H182V254L184 253V251H186V249L184 251H181V257H180V254H177L179 256V262L178 261H175V262H172L174 261L173 259V254L175 253L174 249L177 250V248H174L173 249V244L171 243ZM184 246V245H182ZM163 250L162 253H160L161 251ZM199 252V251H198ZM153 254L154 251H153V248L151 249V251L148 253V254ZM134 254H137L139 257H140V254L141 253H134ZM146 254V255H148ZM122 255V254H121ZM133 255V254H132ZM142 255V254H141ZM124 256H131L130 254H125ZM121 257V260H123V257ZM136 256V255H135ZM114 257V255H113ZM114 258H112V261H113ZM120 260V261H121ZM258 264V263H257ZM261 264V263H260Z\"/></svg>",
	"mask_w": 264,
	"mask_h": 264
},
{
	"label": "water",
	"instance_id": "obj_6",
	"mask_svg": "<svg viewBox=\"0 0 264 264\" xmlns=\"http://www.w3.org/2000/svg\"><path fill=\"white\" fill-rule=\"evenodd\" d=\"M7 170L17 179H23L29 175L28 168L21 161H18L16 159H12L11 161L8 162ZM105 197H106L105 195H102L101 200H99L102 204L105 203L103 200L105 199ZM107 215H110V211H107ZM119 219L123 221L122 216H120ZM121 257H122L121 254L116 252L113 258L115 259V262L117 263L121 260ZM261 264H264V258Z\"/></svg>",
	"mask_w": 264,
	"mask_h": 264
},
{
	"label": "clouds",
	"instance_id": "obj_7",
	"mask_svg": "<svg viewBox=\"0 0 264 264\" xmlns=\"http://www.w3.org/2000/svg\"><path fill=\"white\" fill-rule=\"evenodd\" d=\"M123 161H124V160H123ZM123 161H122V165H123V167H127V169L124 170V171H127V170L130 168V165H131V164H130V163H126L125 161L123 162ZM41 167H42V166H41ZM44 168H47V167H44ZM102 170H106V169H104V167H103ZM124 171H123V172H124ZM119 175H120V174H119ZM117 178H119L118 175L116 176L115 179H117ZM120 178H122V177H120ZM115 179H114V180H115ZM112 181H113V180H112ZM109 182H111V181H109ZM104 185H105V186H103V187L101 188V191H102L103 188H106V186L108 185V182L105 183ZM102 195H105L103 191H102V194H101V198H102ZM105 207H106V206H105ZM35 209H36V208H35ZM105 215H107V213H105ZM88 234H89V232L87 233V236H88ZM87 238H88V237H87ZM130 245H131V244H130ZM161 245H162V244H161ZM89 246H90V245H89ZM157 246H158V245H157ZM157 246H156V247H157ZM162 246L166 247V245H162ZM90 248H91V247H90ZM142 248H143V247H142V245H141L140 248H138V250L135 251V252H133L132 254H134V253H141V252H139V251H141ZM149 248H150L149 250L151 251L152 248H151V247H149ZM150 251H149V252H150ZM141 254H142V253H141ZM123 255H125V254H122L121 256H123ZM142 255H146V254H142Z\"/></svg>",
	"mask_w": 264,
	"mask_h": 264
}]
</instances>
